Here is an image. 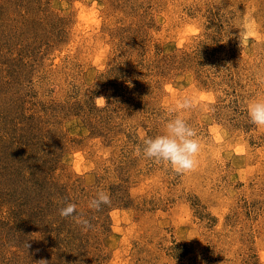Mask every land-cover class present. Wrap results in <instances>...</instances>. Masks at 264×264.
<instances>
[{"label":"rangeland","instance_id":"rangeland-1","mask_svg":"<svg viewBox=\"0 0 264 264\" xmlns=\"http://www.w3.org/2000/svg\"><path fill=\"white\" fill-rule=\"evenodd\" d=\"M182 96L202 151L177 174L134 148ZM255 100L264 0H0V264H264Z\"/></svg>","mask_w":264,"mask_h":264},{"label":"clouds","instance_id":"clouds-1","mask_svg":"<svg viewBox=\"0 0 264 264\" xmlns=\"http://www.w3.org/2000/svg\"><path fill=\"white\" fill-rule=\"evenodd\" d=\"M131 87V82H128ZM97 106H105L103 97L96 98ZM207 99L211 100V97ZM103 101L104 103H99ZM197 101L188 96L175 99L167 109V116L163 120V131L155 136H145L140 144L134 148V155L143 157L155 164H166L177 174H184L194 171L199 166V155L202 151L201 141L197 130L191 126L182 113L196 106ZM247 115L250 121L258 126L264 127V100H255L248 103ZM111 204L110 194L104 190H98L88 202V207L93 211H100L102 206ZM59 215L62 218L71 217L87 231L93 227L89 218L82 213H77V205L72 202L64 203L59 208ZM29 245L27 244V248ZM39 264H47L40 260Z\"/></svg>","mask_w":264,"mask_h":264},{"label":"trees","instance_id":"trees-1","mask_svg":"<svg viewBox=\"0 0 264 264\" xmlns=\"http://www.w3.org/2000/svg\"><path fill=\"white\" fill-rule=\"evenodd\" d=\"M26 182H28V180L26 179ZM31 184L32 185H30V187L29 186H27L26 188H25V190L27 191V192H30V190H33L34 189V187H36V188H38L39 189V194L37 195L38 196V202H40L39 204H38V208H47V207H50V205H52V202H50V195L49 194H51L50 193V190H48L49 191V194H48V192L47 193H45V188H44V186H43V182H41V180L39 179V180H37V179H34L33 180V178H32V182H31ZM54 192L56 193V195H57V197L58 198H61V191H59V192H57V190H54ZM41 201H43V202H45V205H47V206H42L41 205ZM63 201H64V199H63ZM56 204V203H55ZM54 207H55V205H53ZM76 255H75V257L73 256V258L72 259H70V262H72V261H77L78 260V255H80V254H78V253H75ZM63 259V257H62V255H59V257L57 258V259H55L56 260V262H61V260ZM56 262H54V263H56Z\"/></svg>","mask_w":264,"mask_h":264}]
</instances>
